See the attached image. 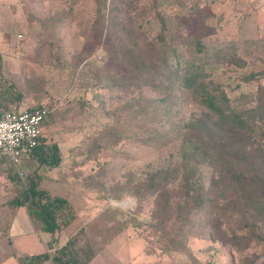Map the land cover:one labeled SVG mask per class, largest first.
Returning <instances> with one entry per match:
<instances>
[{
	"label": "rangeland",
	"instance_id": "374dc122",
	"mask_svg": "<svg viewBox=\"0 0 264 264\" xmlns=\"http://www.w3.org/2000/svg\"><path fill=\"white\" fill-rule=\"evenodd\" d=\"M102 1L0 0V82L20 94L15 100L0 92V105L45 108L42 139L56 144L61 157L57 168L32 161L25 170L0 159V203L37 177L50 195L74 204L78 219L62 238H74L83 258L98 251L104 256L106 246L114 245L118 253L129 247L140 256L135 264H264L263 243L238 251L223 241L221 232L227 235V229L243 224L237 215L228 221L229 203L216 236L209 206L181 224L177 166L191 168L204 191L214 195L208 160L190 156L185 138V124L203 107L179 83L164 92L144 84L146 77L133 80L124 63L148 49L140 44L143 38L155 40L170 64L180 63L178 70L205 55L209 63L199 61L205 82L219 85L231 105L253 106L258 87H264V0ZM160 19L171 49L157 39ZM235 56L245 65L229 62ZM250 73L256 78L243 82ZM167 168L175 173L161 186L159 198L149 192L148 177ZM7 172L18 178L12 185ZM3 207L0 231L12 221ZM22 223L39 239L45 237L42 243L51 253L54 243L39 225L26 216ZM1 250L3 257L11 246L0 234Z\"/></svg>",
	"mask_w": 264,
	"mask_h": 264
},
{
	"label": "trees",
	"instance_id": "16d2710c",
	"mask_svg": "<svg viewBox=\"0 0 264 264\" xmlns=\"http://www.w3.org/2000/svg\"><path fill=\"white\" fill-rule=\"evenodd\" d=\"M97 11L99 13L100 10ZM108 23L115 25L111 20ZM160 23L157 39L163 47L171 49L164 35V21L160 19ZM107 25L104 28H107ZM122 30L128 31L126 28ZM140 44L148 48L142 56H131L124 60L132 79L146 77L144 84L164 92L179 83L180 87L203 107L202 112L192 116L185 124V138L191 145L190 156H196L197 160H208L213 170L210 188L214 195L210 196V192L204 191L191 168L183 163L177 166L176 173L180 174L178 181L183 191V202L180 201L181 204L176 205L181 224L189 223L192 212L204 210L209 206V225L212 234L216 236V233L221 232L220 221L229 203L228 221L235 219L234 215H237L243 224L227 229L228 236L221 232L225 237L223 241L238 251L248 248L254 241L264 244V87H258L254 95L255 105L233 106L219 85L211 80L205 82L206 76L202 64L199 63L201 60L203 64L209 63L205 55L193 57L187 66L178 70L180 63L177 62L175 66L170 64L162 51L159 52L155 48V40L143 38ZM196 45L197 51L202 52V46L199 43ZM229 62L239 67L245 65V62L236 56ZM256 75H244L242 81L250 82ZM2 78L0 55V80ZM0 92L4 95L11 94L15 100L20 99V94L12 92V86L4 87L1 82ZM30 158L37 162L38 167L57 168L61 162L58 146L54 143L47 144L42 137ZM172 173L175 172L167 168L149 174V192L157 193L159 197L160 193L164 192V187L161 186L169 181ZM15 178L18 179L16 176ZM173 178L176 179L175 176ZM168 204L169 200L165 198L164 207ZM8 205L12 208L26 207L31 220L39 225L42 232L51 235L52 243H56L54 235L75 218L69 202L42 189L37 177L28 178L8 201ZM15 259L18 264H42L47 261L51 264H86L89 256L83 258L75 248V239L71 238L64 246L51 253L24 255Z\"/></svg>",
	"mask_w": 264,
	"mask_h": 264
},
{
	"label": "crops",
	"instance_id": "0c3cea01",
	"mask_svg": "<svg viewBox=\"0 0 264 264\" xmlns=\"http://www.w3.org/2000/svg\"><path fill=\"white\" fill-rule=\"evenodd\" d=\"M0 45H1V41H0ZM0 53H1V51H0ZM2 67H3V65H2ZM15 107L23 109V108L19 107L18 105ZM0 108L1 109H7L8 107L3 108V106L0 105ZM1 161H4V159ZM5 161L13 167H16V168L19 167V168L25 170L29 166H31V162L34 160H32L30 158V156L25 157L21 160L20 164L17 166L12 165L7 160H5ZM38 175H39V180H42L43 177L40 176L41 174H38ZM6 180L11 184V183H15V181L17 179L15 178L14 174L7 172L6 173ZM40 182H42V181H40ZM39 186H42L41 183H39ZM42 189L46 190L45 188H42ZM56 196L61 197V198L65 199L69 202V204L74 209L73 211L75 214V219H78V213H77V210L75 209L74 204L66 197H63V196L57 195V194H56ZM12 197L13 196L7 198L4 202L0 203L5 207L6 212L10 216V219H12L10 225L8 224L9 226L3 228L0 231V234L2 235V237H4L6 239V244L8 246H11V252L7 253L3 257H0V264H18L15 257H20V256H24V255H36V254H41V253L46 252L45 248H44L45 245L42 243V240H45V237L44 238L42 237V239H39L37 234H35L33 231L24 229V227H23L22 220L24 219V217L26 216L28 219H31L28 216L26 207L12 208L8 205V201H10L12 199ZM4 207H3V209H4ZM70 225H71V223L67 227L63 228L61 231H59L58 233H56L54 235V237L56 238V243H54V246H52V248L50 250L51 252L55 251L58 248H61L62 246H64L66 244V242L68 241V238L63 239L64 236H62V235H63V232L67 228L70 227ZM43 234L46 235L48 241L51 239L50 234H47L44 232H43ZM41 246H43L44 249H43V251L40 252L39 247H41ZM115 249L117 252L115 251ZM124 249H125V250H123L124 252L121 254V253H118L119 252L118 247H116L114 245L106 246V248H105L106 255H104V256L101 255L99 251L93 252L92 254L89 255V259H88L86 264H95L98 260L100 261V259L103 261V264H123L124 260H129L131 262V264L138 263L137 260H135V259H137V258L139 259L140 256H138L136 253H133V251L129 247H126ZM1 252H2V250L0 251V254H1ZM125 255H126V257H125Z\"/></svg>",
	"mask_w": 264,
	"mask_h": 264
},
{
	"label": "built area",
	"instance_id": "2783aa9c",
	"mask_svg": "<svg viewBox=\"0 0 264 264\" xmlns=\"http://www.w3.org/2000/svg\"><path fill=\"white\" fill-rule=\"evenodd\" d=\"M47 115L45 108H0V159L17 166L30 156L42 137Z\"/></svg>",
	"mask_w": 264,
	"mask_h": 264
}]
</instances>
